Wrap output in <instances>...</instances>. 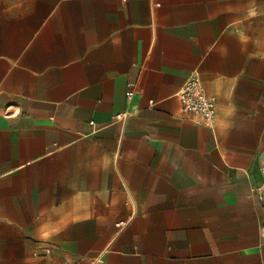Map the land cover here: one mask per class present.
<instances>
[{
    "label": "crops",
    "instance_id": "crops-1",
    "mask_svg": "<svg viewBox=\"0 0 264 264\" xmlns=\"http://www.w3.org/2000/svg\"><path fill=\"white\" fill-rule=\"evenodd\" d=\"M263 153L264 0H0V264H264Z\"/></svg>",
    "mask_w": 264,
    "mask_h": 264
},
{
    "label": "built area",
    "instance_id": "built-area-1",
    "mask_svg": "<svg viewBox=\"0 0 264 264\" xmlns=\"http://www.w3.org/2000/svg\"><path fill=\"white\" fill-rule=\"evenodd\" d=\"M179 99L181 111L187 115L196 125L213 129L215 122L216 102L213 97L206 94L201 81L197 75L187 80L176 94ZM126 114L116 115L118 122L123 121ZM43 254L40 256L46 259L51 254L50 247L40 248Z\"/></svg>",
    "mask_w": 264,
    "mask_h": 264
},
{
    "label": "water",
    "instance_id": "water-1",
    "mask_svg": "<svg viewBox=\"0 0 264 264\" xmlns=\"http://www.w3.org/2000/svg\"><path fill=\"white\" fill-rule=\"evenodd\" d=\"M261 159L264 161V153H263V155H262Z\"/></svg>",
    "mask_w": 264,
    "mask_h": 264
}]
</instances>
